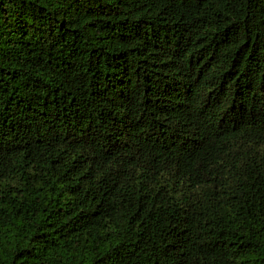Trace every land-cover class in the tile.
I'll use <instances>...</instances> for the list:
<instances>
[{"label": "trees", "instance_id": "obj_1", "mask_svg": "<svg viewBox=\"0 0 264 264\" xmlns=\"http://www.w3.org/2000/svg\"><path fill=\"white\" fill-rule=\"evenodd\" d=\"M0 264H264V0H0Z\"/></svg>", "mask_w": 264, "mask_h": 264}]
</instances>
